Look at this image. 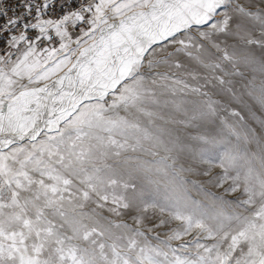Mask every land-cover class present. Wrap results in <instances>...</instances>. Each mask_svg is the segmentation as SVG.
<instances>
[{
	"label": "snow or ice",
	"instance_id": "snow-or-ice-1",
	"mask_svg": "<svg viewBox=\"0 0 264 264\" xmlns=\"http://www.w3.org/2000/svg\"><path fill=\"white\" fill-rule=\"evenodd\" d=\"M55 2L0 0V264H264V0Z\"/></svg>",
	"mask_w": 264,
	"mask_h": 264
},
{
	"label": "built area",
	"instance_id": "built-area-1",
	"mask_svg": "<svg viewBox=\"0 0 264 264\" xmlns=\"http://www.w3.org/2000/svg\"><path fill=\"white\" fill-rule=\"evenodd\" d=\"M9 4L10 6H12L13 11H16V12L23 11V0H9ZM17 5H19V7H17ZM65 11H67V8H65L64 10H61L58 4L55 2V0H53L52 7H50V9L44 13L42 18L43 19H58L61 15L64 14ZM11 14L12 13L10 12L9 15ZM2 22L3 21L0 20V23ZM74 30H77V29H74ZM27 34L34 39L35 36L38 34V30L28 29ZM52 35L54 36V33H52ZM58 42H59V38L55 37L54 40L51 42L43 41V43L41 44L40 41H37V44L40 47H49V46L51 47V45L56 44ZM6 51H12L13 59H15V49H10L6 45L0 44V55H5Z\"/></svg>",
	"mask_w": 264,
	"mask_h": 264
},
{
	"label": "rangeland",
	"instance_id": "rangeland-1",
	"mask_svg": "<svg viewBox=\"0 0 264 264\" xmlns=\"http://www.w3.org/2000/svg\"><path fill=\"white\" fill-rule=\"evenodd\" d=\"M70 33L71 35L73 36V39L76 38L77 35H79V31L78 29L77 30H73L71 27H70ZM51 47H59V42L56 43V44H53L51 45ZM202 71V70H201ZM246 115V114H245ZM247 118V117H246ZM251 123V121H249ZM255 127V125H253ZM259 130V129H258ZM185 239H191V237H186ZM174 245L178 244L179 242H173Z\"/></svg>",
	"mask_w": 264,
	"mask_h": 264
},
{
	"label": "crops",
	"instance_id": "crops-1",
	"mask_svg": "<svg viewBox=\"0 0 264 264\" xmlns=\"http://www.w3.org/2000/svg\"><path fill=\"white\" fill-rule=\"evenodd\" d=\"M74 30V29H73Z\"/></svg>",
	"mask_w": 264,
	"mask_h": 264
}]
</instances>
